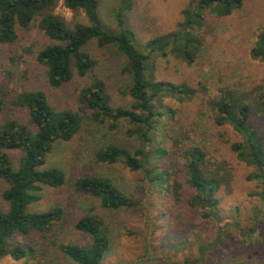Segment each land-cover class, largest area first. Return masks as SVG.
<instances>
[{"label":"rangeland","instance_id":"obj_1","mask_svg":"<svg viewBox=\"0 0 264 264\" xmlns=\"http://www.w3.org/2000/svg\"><path fill=\"white\" fill-rule=\"evenodd\" d=\"M117 8L114 0H99L98 15L107 31L119 29ZM187 8L188 0H135L132 10L124 15L123 27L134 33L136 44L146 51L149 40L177 30L183 20L182 11ZM56 12L71 19L70 12L62 7ZM263 30L264 0H242V7L227 17L205 13L200 31L202 48L191 65L172 55L161 58L155 53L151 58L158 81L184 83L198 91L196 98L185 103L163 99V105L172 107L175 116L162 119V132L167 136L160 141L173 151L170 139L186 135V143L207 151L210 162L226 177L217 194L219 221L205 219L201 209L187 205L190 190L184 182L179 153L171 160L177 166L167 169L177 170L175 176L183 184L181 201L175 204L164 190L148 186L143 173L132 172L119 163L95 161L94 151L105 144L131 150L142 147L138 140L126 135L127 125L120 124L117 130L110 131L106 125L85 119L80 132L69 142L55 144L47 157V167L63 170L65 184L59 189L42 188L35 193L39 201L29 207L31 212H44L58 206L64 211L65 222L45 235L36 231L14 235L11 243L33 247L34 257L20 261L4 258L0 264L71 263L57 247L89 241L73 225L91 209L103 220L109 238L108 251L100 264H187L199 258L201 263L192 264H264V199L258 196V182L248 179L253 168L240 162L230 150L229 145L240 142V136L228 125H215L207 106L219 91L254 95L264 90V63L250 54ZM18 36L14 44H0V124L6 119L25 120V112L11 104L19 91L41 90L55 109L77 110L79 89L93 79L105 84L113 108L129 107L130 99L120 94L129 81L122 72L124 58L114 47L98 48L89 43L85 50L96 61L93 71L84 78L74 74L68 84L52 89L34 58L46 40L35 28L20 30ZM253 122L262 133L264 122L259 118ZM10 156L16 163L19 153L10 152ZM160 164L164 167L163 162ZM86 175L109 178L132 199L133 206L104 210L97 199L75 193L72 184Z\"/></svg>","mask_w":264,"mask_h":264},{"label":"trees","instance_id":"obj_2","mask_svg":"<svg viewBox=\"0 0 264 264\" xmlns=\"http://www.w3.org/2000/svg\"><path fill=\"white\" fill-rule=\"evenodd\" d=\"M114 1L118 6L116 32L103 27L97 10L99 0H0V44L16 43L20 30H38L46 43L34 58L43 68L50 88L68 84L74 74L84 78L93 71L96 61L85 50L93 43L98 48L114 47L123 56L122 72L129 81L120 94L130 99L128 108H113L105 84L98 79L79 89L77 110L55 109L41 90H23L15 95L12 106L24 111L26 116L23 121L13 118L0 124V261L33 259V247L20 242L12 244L11 238L31 231L45 235L65 222L64 211L58 206L44 212H31L29 207L39 201L35 193L42 188L59 189L65 184L63 170L47 167V157L55 144L71 141L85 119L106 125L110 131L117 130L120 124L127 125L126 135L134 137L142 147L131 150L105 144L94 151L95 161L108 165L119 163L132 172L143 173L148 186L164 190L175 204L181 201L183 184L175 176L177 170L167 169L177 166L171 160L179 153L184 182L190 190L187 205L201 209L205 219L220 220L217 194L226 177L210 162L207 151L186 143L189 139L186 135L177 139L169 137L173 151L160 141L167 136L162 132V119L175 116L172 107L163 105V99L185 103L196 98L198 91L184 83L158 81L151 58L155 53L161 58L172 55L191 65L202 48L200 31L205 13L227 17L242 7V0H188L177 30L149 40L146 51L138 47L134 33L123 27L124 15L132 10L135 0ZM58 7L70 12L71 19L58 14ZM250 54L252 59L264 63V30L258 34ZM2 104L0 100V109ZM207 106L215 125H228L240 136L241 141L231 143L230 150L240 162L253 168L248 179L258 182V196L264 199V127L261 133L253 124L254 118L264 122V90L254 95L219 91L208 100ZM10 152L19 153L16 163ZM72 188L75 193L97 199L104 210L116 211L134 204L106 177L86 175L76 179ZM73 227L89 241L83 245H58L59 252L71 263L57 264H100L109 248L103 220L91 209ZM189 262L201 263L202 258L186 261Z\"/></svg>","mask_w":264,"mask_h":264}]
</instances>
